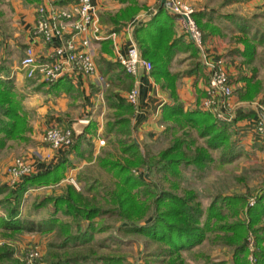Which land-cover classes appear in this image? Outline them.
<instances>
[{
    "label": "crops",
    "instance_id": "0c3cea01",
    "mask_svg": "<svg viewBox=\"0 0 264 264\" xmlns=\"http://www.w3.org/2000/svg\"><path fill=\"white\" fill-rule=\"evenodd\" d=\"M183 1L193 13L206 14L201 20L202 43L196 45L174 18L169 43L179 38H183L184 42L177 44L168 62L167 79L161 77L157 81L151 71L143 67L134 77L127 74L118 62L119 55L124 54L133 43L142 53L135 38V30L145 24L159 7H164L162 0H135L138 9L121 25L116 23L117 14L130 2L92 0L97 32L90 33L91 47L97 73L104 77V82H97L93 76L78 79L63 76L60 79L70 83L69 90L64 87L52 90L51 85L27 78L19 68V61L26 46H32L44 59L51 54L50 46L32 35L36 8L41 4L69 8L72 0H0V24L5 25L10 21L8 33L2 38L0 36V76L12 81L13 92L21 99L31 128L25 133V139L6 140L5 146L0 149V166L13 158L14 153L8 152L14 145L25 143L28 144L27 150L36 155L25 151L24 156L29 162H36L37 170L56 163L62 159V150L52 149L43 142L45 129L62 125L64 128L70 126L79 129V133L91 125L96 130L87 132L81 145L67 155L70 166L64 178L51 185L52 188L64 186V180L86 163L82 152L84 148L92 147L93 160L110 155L109 143L101 147L105 142L99 144L97 135L111 120L106 116H114L117 95L125 98L135 83L139 85V106L134 108L130 118L134 128L132 135H136L139 143L147 137H155L158 128L165 124L161 120L164 105L179 101L184 111L200 107L204 87L213 67L224 69L230 77L234 92L230 104L233 107H245L248 98H243L244 95H252L251 99L255 101L261 100L264 95V0ZM190 41L195 48L187 46ZM12 51L18 53V58L11 59ZM166 80L169 85L162 87ZM254 119V116H242L237 119L236 129L245 142L256 143L264 151V136L255 131ZM36 156L40 158L39 161Z\"/></svg>",
    "mask_w": 264,
    "mask_h": 264
},
{
    "label": "rangeland",
    "instance_id": "374dc122",
    "mask_svg": "<svg viewBox=\"0 0 264 264\" xmlns=\"http://www.w3.org/2000/svg\"><path fill=\"white\" fill-rule=\"evenodd\" d=\"M8 23L0 24L1 38L8 33ZM10 57L11 59L18 58V53L12 51ZM228 78L230 80L229 76ZM246 101L244 108L231 105L227 110V114L231 116L228 122L233 124L230 139L232 151H230L231 155L235 157L230 162H221L220 157L224 151L223 148L207 149L213 157V161L202 168L193 165L180 166L178 174L174 176L164 175L163 172L150 169L147 166L133 168L132 172L135 175L147 174L149 187L155 192L168 191L180 196L186 192H192L195 196L194 201L199 204L203 211L217 196H244L248 205H253L257 196L264 193V151L262 146L256 143L245 142L235 124L237 119L242 116L257 117L264 114V95L261 100L255 101L248 98ZM106 118L111 119L110 121L114 120L113 115H107ZM170 125H172L171 122L162 124L156 131L155 137H147L141 143L136 141V135H131L146 159L150 160L157 157L158 153L171 145L176 137H182L189 142L192 141L193 145L190 149L195 146H206L205 138L199 137L195 128L184 124L166 130V127ZM57 127L64 128L62 125ZM107 129L106 126L100 129V135L97 137L105 142L101 147H105L109 143L110 155L108 157L97 156L99 158L93 160L90 151L92 147L88 146L82 150L86 163L82 165L79 171L69 175L64 180V186L54 188L51 185L31 187L19 197H16L15 193L12 192L14 185H10L7 169L17 157L27 160L24 155L25 151H28L26 147L28 144L14 145L12 150L8 152V154L11 151L14 153L13 158L0 166V188H2L0 189V215L4 216L10 213L22 221L37 222L48 219L54 214V208L52 203L46 202L47 199L64 194L67 184H72L76 190L80 191L87 200L86 204L90 207L116 208L117 204L107 200L109 197L105 195L108 190H116L117 179L111 172L103 168L100 162V159L101 161L105 159L116 160L120 157L117 136L114 131L108 132ZM78 130L73 129L74 143L77 141V146L81 145L83 140V137H78L82 133H78ZM92 130H96V128L94 127ZM93 136L96 135L93 134ZM28 152L33 156L36 155L31 151ZM36 158L37 161L40 160L38 156ZM31 164L38 168L36 162ZM137 197L141 203L150 206L151 197L144 193L141 195L138 193ZM152 214L153 209L150 208L141 222L150 220ZM55 218L66 224L67 233H62L55 228L51 231L30 232L23 230L6 234L7 232L0 229V255L6 251H11L12 260L18 261L20 264L27 263V256L31 251L38 252V257L33 261V264H109L106 259H112L116 264H234V255L239 244L238 239L242 236L243 230L246 234L244 245L247 252L242 256L246 257L248 264H264L259 263L255 255L259 248H263L262 251L264 252V238L262 241L258 238L264 237V217L253 225L254 228H250L244 211L237 216L227 212L224 220V223L229 225L238 223V221L243 222L242 230L237 228L210 231L199 244L189 249L180 250L170 256L161 252L166 247L164 244L144 235L125 231L123 226L128 225L129 221L112 214L95 217L92 220V226L87 219L64 215L61 211L55 214ZM219 221L217 220V223ZM256 227L258 230L254 231L253 229ZM86 230H88L87 238L67 239L65 242L69 235H83ZM2 263L7 264L6 262Z\"/></svg>",
    "mask_w": 264,
    "mask_h": 264
},
{
    "label": "trees",
    "instance_id": "16d2710c",
    "mask_svg": "<svg viewBox=\"0 0 264 264\" xmlns=\"http://www.w3.org/2000/svg\"><path fill=\"white\" fill-rule=\"evenodd\" d=\"M117 1L131 3L117 14L116 23L121 25L134 14L138 7L135 4V0ZM205 16V13L197 14L192 12L191 14V17L201 31V20ZM173 23L174 16L161 6L145 24L139 25L135 30V38L141 47L143 56L152 63L150 73L157 81L161 77L167 79L168 62L175 53L177 44L184 42L183 38H179L169 43L173 33ZM187 46L195 48L191 41ZM253 51L254 49L252 48L251 54H253ZM167 85H169L167 80L162 83V87H167ZM63 87L65 89L70 88V83L59 79L50 86V89L57 90ZM252 97V95L243 96V98ZM115 106L117 110L113 116L114 120L109 121L106 127L108 128V132L114 131L117 136L116 140L120 157L116 160L105 159L101 161L100 159V162L101 166L108 172H111L117 179L116 190H108L105 195L109 197L107 200H110L115 205L117 204V207L113 209H104L96 206L90 207L86 204L87 200L82 193L76 190L72 184H67L64 194L50 197L46 201L53 205L54 214L52 217L34 222L22 221L10 213L4 216L0 215L1 230L7 232L6 234H12L23 230L30 232L51 231L57 228L58 231L67 233L66 224L61 223L55 218V214L58 211H61L64 215L79 216L87 219L91 226L92 220L95 217L112 214L129 221L128 225L123 226L125 231L141 234L164 244L166 247L161 252L164 255L170 256L180 250L189 249L199 244L210 231L217 229L234 230L237 228L242 230L243 222L241 221L231 225L224 223L227 212L230 215L237 216L240 212L244 211L250 228H254L253 225L257 224L264 217V193L257 196L253 205H248L247 199L244 196H217L211 201L206 210L203 211L199 204L194 201L195 196L192 192H186L183 196L168 191L155 192L149 187L147 174L135 175L132 172L133 168L147 166L150 169H157L163 172L164 175L174 176L178 174L180 166L193 165L202 168L208 166L213 161V157L208 153L207 149L223 148L224 151L221 154L220 160L223 163L230 162L235 158L231 155L232 142L230 139L232 122L219 120L212 112L199 107L184 111L183 105L179 101L164 105L161 110V120L164 123H172V125L166 127V130L188 124L190 127L196 129L199 137L205 138L206 146H195L193 149H190L191 145H193L192 141L189 142L182 137H176L171 145L158 153L157 157L149 160L144 157L140 147L131 137L134 128L130 117L134 113V107L125 98H121L118 95ZM93 128L90 125L78 137H84ZM28 131H31V128L28 125L27 115L22 106L21 99L13 92L12 81L0 76V149L5 146L7 139H25L24 135ZM76 146L77 141L72 146L64 148L60 161L44 165L39 170L23 176L14 184L12 192L15 193V196H21L31 187L54 185L62 180L66 170L70 166L67 155ZM138 193L140 195L144 193L146 196L151 197L150 206H146L139 201L137 197ZM150 208L153 209L152 218L141 222ZM217 220H220L219 223H217ZM216 223L217 225H215ZM253 230L257 231L258 228L256 227ZM87 233L88 230L84 231L83 235H69L65 239V242L67 239L87 238ZM244 236L246 234L242 230V236L238 239L239 244L234 255V264H248L246 257L242 256L247 252L244 245V240H246ZM258 238L262 241L264 237ZM262 250L263 248H259L255 252L256 260L259 263H264V252ZM12 261L11 251H6L0 255V264H3L2 262L20 264L18 261ZM106 261L109 264H116L112 259H106Z\"/></svg>",
    "mask_w": 264,
    "mask_h": 264
},
{
    "label": "built area",
    "instance_id": "2783aa9c",
    "mask_svg": "<svg viewBox=\"0 0 264 264\" xmlns=\"http://www.w3.org/2000/svg\"><path fill=\"white\" fill-rule=\"evenodd\" d=\"M165 9L174 16L184 32L198 46L202 43V35L196 22L191 17L192 9L183 0H166ZM188 16V20L184 19ZM95 11L92 0H72L69 8L39 5L36 8L32 35L51 48L49 58H41L32 46H26L19 61V68L29 79L52 85L61 77L72 79L80 77H95L99 83L104 77L97 73L94 54L91 47L90 33L95 34ZM118 62L127 74L136 77L140 67L151 71L152 63L141 53L136 44L127 47L120 54ZM200 108L212 112L219 120L230 121L227 110L231 107L230 97L233 94L232 85L227 72L222 68L213 67L210 71ZM126 101L134 108L139 106V85L135 83L127 92ZM255 131L264 136V114L254 119ZM43 142L52 149L61 150L74 143V132L70 127H48L43 134ZM104 140L99 139V144ZM37 168L26 159L15 158L7 169L10 185H14L23 176L35 172ZM38 252L31 251L26 264H33Z\"/></svg>",
    "mask_w": 264,
    "mask_h": 264
},
{
    "label": "water",
    "instance_id": "95a60500",
    "mask_svg": "<svg viewBox=\"0 0 264 264\" xmlns=\"http://www.w3.org/2000/svg\"><path fill=\"white\" fill-rule=\"evenodd\" d=\"M165 1H166V0H162V4H163V5L165 4ZM184 19L187 21V20H188V16H187V15H184Z\"/></svg>",
    "mask_w": 264,
    "mask_h": 264
}]
</instances>
